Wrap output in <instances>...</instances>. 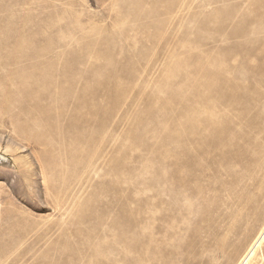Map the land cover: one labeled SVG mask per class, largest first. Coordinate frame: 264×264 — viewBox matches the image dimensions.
<instances>
[{
	"label": "rangeland",
	"instance_id": "374dc122",
	"mask_svg": "<svg viewBox=\"0 0 264 264\" xmlns=\"http://www.w3.org/2000/svg\"><path fill=\"white\" fill-rule=\"evenodd\" d=\"M263 172L264 0H0V264H239Z\"/></svg>",
	"mask_w": 264,
	"mask_h": 264
},
{
	"label": "bare ground",
	"instance_id": "6f19581e",
	"mask_svg": "<svg viewBox=\"0 0 264 264\" xmlns=\"http://www.w3.org/2000/svg\"><path fill=\"white\" fill-rule=\"evenodd\" d=\"M224 103V102H223ZM210 107V106H209ZM208 110V109H207ZM210 110V109H209ZM211 111V110H210ZM210 111H209V113L208 114H211L210 113ZM211 116V119L210 120H206V127H207V129H210V130H212L214 127H215V125H216V123H213L212 121H214V120H212V115H210ZM206 118H207V116H205ZM205 118V119H206ZM212 120V121H211ZM213 130H215V128L213 129ZM217 130H220L219 128H217ZM177 155H179V154H177ZM173 166H175L176 168H179V167H181V163H180V160H179V158L176 156V158L174 159V162H173V164H172ZM184 177H186V176H184ZM183 178V177H182ZM185 179H192V177L190 176L189 178H185ZM260 180H261V182H262V180H263V185L261 186V187H259V188H251L252 190V194L250 195V197H249V199L247 200V201H244L243 202V208H242V211H243V218L245 219V218H247V217H249L252 213H253V211H254V209L256 208V206L258 205V203H259V201H260V199L262 198V196H263V194H264V172H263V174L261 175L260 174ZM159 187H162L161 185H159ZM162 189V188H161ZM163 190V189H162ZM250 191V190H249ZM243 219V220H244ZM242 221V220H241ZM240 227V222L236 225V227L235 228H239ZM264 241V227H263V229L260 231V233L258 234V236L256 237V239L254 240V242L252 243V245H251V247H250V249L248 250V252H247V254L244 256V258L240 261V263L239 264H247L248 262H249V260H250V258L252 257V255L254 254V252H255V250L262 244V242ZM131 245V244H130ZM131 247V246H130ZM147 247V246H146ZM133 249V248H132ZM131 249V250H132ZM140 257V256H139ZM139 264V263H138Z\"/></svg>",
	"mask_w": 264,
	"mask_h": 264
}]
</instances>
